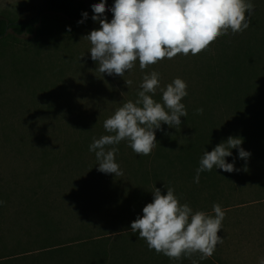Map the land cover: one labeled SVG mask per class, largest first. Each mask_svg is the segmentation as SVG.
<instances>
[{
	"label": "rangeland",
	"instance_id": "rangeland-1",
	"mask_svg": "<svg viewBox=\"0 0 264 264\" xmlns=\"http://www.w3.org/2000/svg\"><path fill=\"white\" fill-rule=\"evenodd\" d=\"M85 1L88 15L82 23L45 11L35 33L9 29L0 37V200L4 202L0 205V256L23 264H29L31 258H47L49 250L42 249L69 242L87 222L95 228L103 219H116L105 209L118 193H132L138 182L125 162L132 150L127 140L121 141L122 154L115 160L123 175L115 176L98 170L89 145L94 137L107 133L105 119L123 103L137 99L146 73L158 72L161 87L177 77L183 79L188 94L181 102L198 103L194 93L202 78L193 72V65L203 59L191 53L165 58L143 70L137 61L123 77L101 73L85 37L100 27L92 19L91 7L100 0ZM251 2L254 10L264 12V0ZM43 3L0 0V18L27 20ZM113 4L114 0H106L104 16L109 21ZM154 98L162 102L159 89ZM155 135L157 142L169 144L175 139L179 143L189 135V128L162 123ZM158 160L164 162L162 157L152 162ZM229 192L232 195L218 202L223 208L249 200L244 206L249 210L232 208L225 214L218 232L224 242L209 259L214 264H259L264 259V205L253 200L247 183L242 197L234 195L233 189ZM38 210L51 215L53 230L43 226Z\"/></svg>",
	"mask_w": 264,
	"mask_h": 264
},
{
	"label": "trees",
	"instance_id": "trees-1",
	"mask_svg": "<svg viewBox=\"0 0 264 264\" xmlns=\"http://www.w3.org/2000/svg\"><path fill=\"white\" fill-rule=\"evenodd\" d=\"M45 11L81 21L85 18L83 13H88V5L85 0H44L41 10L27 20L0 18V37L9 29L16 33H35ZM246 17L251 21L248 29L235 34L229 30L205 50L192 55L203 61L197 60L193 65V72L202 78L199 90L194 93L198 103L182 102L188 115L181 117V124L187 125L189 135L180 143L175 139H170L169 144L156 142L155 155L139 156L131 149L132 154L126 156V165L138 182L133 192L129 191L133 199L129 193L126 196L118 193L114 203L105 209L108 215L115 214L116 219H103L95 228L85 223L72 240L42 249L49 250L47 258H31L29 264H192L193 259L198 264H214L209 258L200 260L199 253L192 258L173 260L150 250L147 242L138 238V233L131 232V222L142 216L143 207L152 202L154 187L166 194L164 185L174 188L181 203L212 215V208L204 207L218 203L232 189L234 195L242 197L246 183L252 197L255 196L253 200L264 205V12L254 10L253 14L246 13ZM198 108H203L202 114L196 113ZM229 136L242 137L241 147L250 156L241 159L238 149L234 148L232 155L225 159L235 163V171L229 173L214 167L202 172L199 183H195L204 151H211ZM116 147L119 149L116 155L122 154L123 144L120 142ZM156 157H162L164 162H152ZM248 202L221 207L225 214L232 208L244 211L248 209L244 207ZM38 219L48 231L53 230L50 228L52 217L47 212L38 210ZM0 264H23V261L0 256Z\"/></svg>",
	"mask_w": 264,
	"mask_h": 264
},
{
	"label": "clouds",
	"instance_id": "clouds-1",
	"mask_svg": "<svg viewBox=\"0 0 264 264\" xmlns=\"http://www.w3.org/2000/svg\"><path fill=\"white\" fill-rule=\"evenodd\" d=\"M91 7L92 19L100 24L85 36L91 44V58L101 73L121 77L137 61L143 70L178 54L197 55L229 30L235 34L248 29L251 21L246 13H254L251 0H114L109 21L104 16L106 0ZM87 15L83 13L85 18ZM125 82L131 84L130 80ZM140 88L134 102L128 100L105 119L103 127L109 134L94 137L89 145L101 172L123 175L115 160L119 151L116 146L121 141L127 140L137 155L148 156L156 147L155 130L161 129L162 123L180 128L181 117L188 115L181 102L188 94L183 79L177 77L161 87L160 74L152 71L143 76ZM157 89L162 93V102L154 99ZM196 113L202 114L203 108L196 109ZM242 143V137L229 136L211 151H204L194 182L199 183L200 174L214 167L229 173L235 171V163H228L225 158L236 148L239 158L247 159L250 152L241 147ZM164 187L166 194L154 187L152 202L143 207L142 216L131 222V232L138 233L150 250L173 260L192 258L197 253L200 260L210 258L217 245L224 242L218 231L222 229L225 211L219 203L212 206L214 215L194 211L188 203L180 202L173 187ZM3 203L0 200V205ZM192 264L198 261L193 259ZM259 264H264V259Z\"/></svg>",
	"mask_w": 264,
	"mask_h": 264
}]
</instances>
